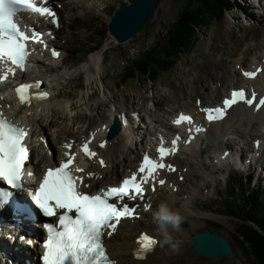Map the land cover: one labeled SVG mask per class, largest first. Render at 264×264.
<instances>
[{"label": "rangeland", "instance_id": "obj_1", "mask_svg": "<svg viewBox=\"0 0 264 264\" xmlns=\"http://www.w3.org/2000/svg\"><path fill=\"white\" fill-rule=\"evenodd\" d=\"M186 1L157 0L151 17L139 34L117 45L107 35L106 21L111 12L130 0L111 2L106 0L103 5L96 6L95 1L86 2L95 8L87 7L85 2L59 0L58 3L61 2L62 6L60 13L64 22V33L67 37L65 59L61 67L62 72L59 70L56 73L47 72L57 76L67 73L69 75H65L60 85L54 88L57 94V91L60 92V95L58 94L59 97L57 96L55 104L52 105V115L45 114L42 124L40 121L36 124V131L43 128L49 133L50 129L55 127L54 129H60L61 132L69 131L67 134L74 137L83 133L87 123L90 127H95L101 121L113 116L112 108L122 106L131 110L141 108L146 118L149 117L146 120L150 130L154 123H168L171 111H191L190 109L194 108L195 96L202 97L205 103L213 102L212 100L217 102L213 96L211 98L207 94L210 90L215 91L216 94L221 85H215L216 89H213L209 83L224 82L222 80L232 77L230 76L234 68L232 65L238 60L241 64H248L253 56H257V52H264V19L262 17L258 19L257 14L254 13V17L249 16L244 11L250 4L260 3L263 12L264 0H234L236 5L231 11L226 12L224 19L220 22L211 21L208 26L199 28L191 52L184 50V56L179 60L175 56L171 57L174 67L168 73H162L154 82L143 78L123 77L126 67L138 59L141 53L147 49L158 48L162 36L185 7ZM237 1L241 3L239 6ZM260 36L261 38L257 39ZM245 41L254 46L245 49L242 45ZM98 53L101 56L98 72L95 69L78 70L83 59L90 54ZM91 77L92 79L88 81ZM119 85L124 87L119 88ZM89 106L93 107L89 108ZM68 107L70 110H66ZM38 119H41V116ZM49 122H51L50 127L47 125ZM246 128L240 129V132L232 135L233 137L224 138L225 141L232 142L234 149L242 150L243 154L252 149L250 140L259 134L258 125H254L251 130L249 128L252 126ZM248 134L254 137L251 138ZM148 140L147 136L143 142ZM209 143V140L203 141L199 155L190 153L179 155L176 159L181 170L188 171V177L184 176V180L180 182L176 175L177 183L182 184V191H178L181 195H177L175 212L183 218L180 225L181 233H188L190 237L202 232L215 233L231 245L233 256L216 259L196 256L190 251L189 240H184L180 233L177 235L171 233L178 247L174 249L168 244L169 251L164 253L157 264H257L237 231L241 220L232 212L239 216L246 214L251 199L246 198L244 192L251 194L255 190H262L264 182L258 179V174L251 173L250 184H247L245 189L243 183L246 180L243 174L207 161L210 156L221 153V150L231 143H224L218 152ZM138 148L139 146L135 145L131 150L129 148L128 151L123 152L122 157L129 156V159L125 160L127 164L131 157L136 155ZM122 157L115 162L119 172L123 169ZM167 189L169 190V186ZM191 193H194V197L187 209L184 207L186 201L184 198ZM235 199H238L239 203L235 202ZM165 202L163 197L154 195L151 200L153 203L151 210L140 219L141 229L149 230L152 227L158 229L153 213L161 203ZM228 204L230 208L227 207ZM239 204L242 209L238 208ZM124 234L126 235V233L121 235ZM175 254L183 255V259H173L172 256Z\"/></svg>", "mask_w": 264, "mask_h": 264}, {"label": "snow or ice", "instance_id": "obj_2", "mask_svg": "<svg viewBox=\"0 0 264 264\" xmlns=\"http://www.w3.org/2000/svg\"><path fill=\"white\" fill-rule=\"evenodd\" d=\"M45 4L47 0H44ZM19 13L39 14L41 17L52 18L55 21L56 13L47 6H39L34 0H0V72L5 73L2 77L7 79V73L15 75L13 68H24L25 61L29 56L27 42L32 40L43 43L42 34L32 31L31 36L26 34L18 25L16 18ZM54 56L59 53L53 50ZM247 75H252L247 73ZM35 89L37 99H46L48 93L41 89V82H24L15 89L20 103L30 104L33 98L30 90ZM243 102L252 105L254 98H246L243 90H233L230 98L222 101V107L208 109L215 111L216 117L208 115L209 121L222 119L226 116L227 110L236 104ZM259 104L264 106V98L259 100ZM182 122L192 124V118L181 114L175 121L177 125ZM204 129L197 128L200 132ZM28 132L19 127L15 122L9 121L0 112V181L6 187H0V209L6 204H13V190L23 188V176L25 174V164L29 159L30 150L24 143ZM180 138L172 141V148H159V155L163 160L167 155L174 154ZM191 137L189 141L190 142ZM70 148L71 145H65ZM100 147H104L101 144ZM83 151L90 157H95L96 153L90 151L89 144L83 145ZM68 155V153H65ZM74 157H69L67 161L61 162L54 168L46 170L39 183L38 188L33 189V203L44 217L57 215V210H63L58 216V222H48L42 225L46 231V239L42 246L45 249L42 260L43 264H116L111 260L106 252L103 243L105 234L112 235L116 231V226L120 224L122 218H134L136 209L121 201L143 197L145 192L144 184L150 180L155 181L157 169H169L175 171L172 165L157 163L147 155L143 158V163L139 168L141 177L133 173L130 178L122 180L119 187H109L103 194L91 195L80 191L83 182L82 177H78L72 171L70 165ZM100 163L103 165L104 161ZM76 172L82 171L77 168ZM32 175L31 172L28 173ZM91 175V174H90ZM78 181L80 183H78ZM159 184L163 186L164 180ZM155 191V188L152 189ZM115 201V202H113ZM150 207V206H149ZM29 245L39 243L29 239ZM158 240L150 235H141L137 240L135 258L142 261L150 254L156 246Z\"/></svg>", "mask_w": 264, "mask_h": 264}, {"label": "bare ground", "instance_id": "obj_3", "mask_svg": "<svg viewBox=\"0 0 264 264\" xmlns=\"http://www.w3.org/2000/svg\"><path fill=\"white\" fill-rule=\"evenodd\" d=\"M87 1L88 0H83V2L85 3ZM92 1L89 0V2H92ZM138 34L139 32L136 35ZM136 35H134V37ZM60 56H62V53L60 54ZM100 57L101 56L99 53L90 54V56L83 59V63L78 70L95 69L96 72H98L100 70L99 64L101 63ZM259 59L260 58H257V56H253L251 58L250 65L254 63L252 66H255L257 62L259 61ZM57 62L58 61H54L53 65H55ZM236 64H238V61ZM39 68H41L42 70L43 65L42 67H39ZM237 70L233 68V71L230 70L231 71L230 76L232 77L231 78L227 77V79L222 80L224 82L220 81V85H221L220 90H217L218 92H216V94H215V91L213 92L210 90V93L207 95L211 96V98L213 96L214 99L216 100H220L221 96L225 94L226 92H228L229 90L235 87L237 88V87H241L244 85L253 86L255 88L257 87L261 89V92H264V70H262L259 76H257L252 81L245 80V78L241 77V70L239 72ZM47 73H48L47 71H38L36 69V71L34 70V73L32 74L33 76L32 83H35L36 81H40L41 89L48 93V97L45 100L36 101L32 99L30 104L22 105L19 100H15L11 97L9 98L4 97L2 96V93L0 92V110L3 111V114L7 113L10 116H16L17 119L24 122L28 130L32 128L34 131V123H33L34 120L40 118L41 113L49 112L51 110L50 108H52V105L55 104L54 102L58 96L54 88L60 84L61 80L64 79L65 75H69V73H67L65 75L62 74L60 76H57V74L52 75L48 73L49 76L47 77L46 76ZM22 76L24 78V75ZM90 79H92V77L88 78V81ZM224 83L226 84L224 85ZM209 84L213 86V89H216L215 85H219L216 83H209ZM225 86L227 88H225ZM212 103L214 104V102ZM204 104L205 102L202 103V106H204ZM58 106L60 105L58 104ZM116 111L117 110L115 109L113 110L112 112L113 116L116 114ZM67 112L70 113V111H67ZM113 116L111 115V118H108V120L101 121L98 125L92 128L91 135L88 136V133L84 134L83 132L80 135L75 136V138H77L78 141L89 144L91 147V151L96 153L95 157H90L87 155L86 156L87 159H85V163H83L82 165L84 168H86V175L92 178L93 184H95L98 181L100 176H102V179L104 182H106L105 183L106 185L117 183L119 179L121 178L120 176L122 175H120L117 165L115 166V164H117L115 162L121 159L123 152L125 150H128L127 146L129 142L132 143L130 145V150L133 146L136 145L137 141L140 140V143L142 142L139 136L140 134H139L138 129L135 128L133 124L131 125V121H130V126H124L122 128V131H120L121 133L117 134L113 139L111 140L103 139L105 137L104 136L105 131H102L103 129L101 128V126L105 125L106 127L110 128ZM254 125H258L259 134L255 137L252 134L250 135L248 134V135L251 138L252 136L254 137L252 138L254 139L253 141L257 140L260 142V150L258 151V153H253L256 156V158L258 157L257 164L260 165L261 162H264V108L256 113V112H253L251 109L243 108L241 105H236L235 107H232L229 111V114L223 121L214 122L211 125H209L205 133V136H203L204 138L202 137L197 138L195 145L191 146L188 150H185L182 154L185 153L186 155L187 153H195L199 155L201 153V144L203 142V139H208L211 142L212 146L214 147L215 151L218 152L220 151V149L222 148L224 144L223 136H225L226 134H230V133L237 134L238 132H240L239 131L240 129L244 130L246 127H249V126L250 127L252 126V128H249L251 130L253 129ZM200 126H203V124H200ZM101 144H104V147H100ZM262 147L263 149H261ZM236 153L238 154V152ZM216 154H219V153H216ZM233 155L234 154L232 153L230 154L231 157H233ZM127 158L122 157L121 162H123V165H124L123 171L125 170V168H128L126 166L130 167L131 164L135 162L136 155L131 157L128 164L125 162ZM238 159L241 160L242 158L238 156ZM101 160L105 161V164H106L105 167L100 165ZM108 165H110L109 171L105 170L108 168ZM259 174L260 176L264 175V168L261 169ZM187 175H188V171L185 173L186 177H188ZM111 181H115V182H111ZM179 185L180 186H178V188H175L170 193L165 191V189L163 188L158 189V192L160 191L158 193V196H160V198L163 197V199L166 201L165 203L173 211H175V203H176L175 201H176L177 195H180L178 191H180L182 187V184H179ZM193 197H194V193L193 194L191 193L185 198L186 201H185L184 207L188 209V207L192 204L191 201ZM141 228H142L141 222L139 221V219L138 220L137 219L136 220H123L122 222H120L119 227L116 231V234L112 238L107 240V247H108V252L110 254V258L114 260L116 264H157L160 258L164 255V253L169 251V248H170L169 245L162 243V236L160 234L159 229H155V228H151L149 230L145 229L144 231L150 234L155 239H157L159 243H158V246H156L154 250L150 254H148L144 260L142 261L137 260L135 258L134 253H135V250L137 249V240L139 237L138 236L136 237V233L138 231L142 233L143 229ZM168 230L172 234L173 233L176 235L179 233L182 234L184 240L186 241L189 240L191 242L190 240L191 237L188 233H181L182 231L180 229L176 231V230L169 228ZM123 233H126V235L125 234L121 235ZM132 236L133 238L131 239ZM0 245L2 248H7V243L4 239L0 240ZM172 257L173 259L175 258V260L183 259V255H178V254H175Z\"/></svg>", "mask_w": 264, "mask_h": 264}, {"label": "trees", "instance_id": "obj_4", "mask_svg": "<svg viewBox=\"0 0 264 264\" xmlns=\"http://www.w3.org/2000/svg\"><path fill=\"white\" fill-rule=\"evenodd\" d=\"M186 3L171 27L163 35L162 54L151 55L150 51L145 53V55L154 57H151L150 61L155 63V66H153L155 74H152L150 78L157 75L159 71L170 69L171 61L167 57L177 55L182 50L189 48L194 41L196 30L201 25L207 26L211 21L220 22L223 20L225 11L231 5L230 0H187ZM146 63L147 61L140 60L137 66L146 72ZM262 191L255 190L247 195V198L251 199L249 200L251 204L249 208L247 207L246 214L239 216V214L232 212L237 219L241 220L237 231L257 264H264V204ZM239 209H242L240 204Z\"/></svg>", "mask_w": 264, "mask_h": 264}, {"label": "water", "instance_id": "obj_5", "mask_svg": "<svg viewBox=\"0 0 264 264\" xmlns=\"http://www.w3.org/2000/svg\"><path fill=\"white\" fill-rule=\"evenodd\" d=\"M157 0H136L115 11L107 24V31L116 42L124 43L136 35L145 25ZM191 253L202 258L232 257L229 243L221 236L202 232L191 237Z\"/></svg>", "mask_w": 264, "mask_h": 264}, {"label": "clouds", "instance_id": "obj_6", "mask_svg": "<svg viewBox=\"0 0 264 264\" xmlns=\"http://www.w3.org/2000/svg\"><path fill=\"white\" fill-rule=\"evenodd\" d=\"M153 217L162 236V243L169 244L176 249L178 243L174 242V238L168 229L171 228L178 231L183 220L182 216L170 209L166 203H161L153 213Z\"/></svg>", "mask_w": 264, "mask_h": 264}]
</instances>
